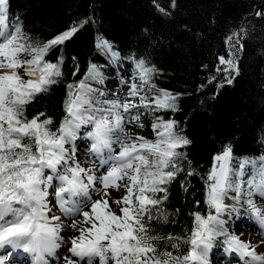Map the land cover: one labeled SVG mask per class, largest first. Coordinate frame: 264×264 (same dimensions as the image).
Returning a JSON list of instances; mask_svg holds the SVG:
<instances>
[{"label": "snow or ice", "instance_id": "obj_1", "mask_svg": "<svg viewBox=\"0 0 264 264\" xmlns=\"http://www.w3.org/2000/svg\"><path fill=\"white\" fill-rule=\"evenodd\" d=\"M10 12V0H0V264L17 251L30 254L31 264H49L48 257H55L65 244H70L65 264H94L97 258L100 264H210L218 241L226 254H237L241 264H264V252L256 250L259 245L226 227L233 214L239 219L243 211L264 228V204L256 201L257 196L264 200V154L234 158L232 145L226 144L213 157L212 167L200 175L181 151L190 139L177 130L178 122L171 116L158 115L178 111L180 94L156 89L152 83L156 69L144 59L135 62L136 76L125 96L109 98L93 87L92 82L102 84L104 77L100 67L90 63L80 80L66 85L65 115L55 129L43 112L29 119L26 106L63 77L62 57L55 62L46 57L55 56L89 21L36 42ZM239 35L233 33L227 43L235 47ZM96 47L112 58L118 56L103 37H97ZM242 48L240 44L237 50ZM235 55L230 51V58L219 57L224 67L216 69L229 73L228 84L232 73L239 74ZM78 72L76 65L73 75ZM145 113L154 116V140L128 130L129 125L143 128L140 118ZM82 129L83 138L90 141L86 159L94 167H83L76 156L75 142ZM181 173L200 176L204 182L206 212L190 213L192 227L184 236L162 235L152 222L169 223L162 205L168 186ZM109 189L125 194L113 198ZM69 227L78 235L65 240L61 233Z\"/></svg>", "mask_w": 264, "mask_h": 264}, {"label": "trees", "instance_id": "obj_2", "mask_svg": "<svg viewBox=\"0 0 264 264\" xmlns=\"http://www.w3.org/2000/svg\"><path fill=\"white\" fill-rule=\"evenodd\" d=\"M10 5V18L18 17L36 42L89 21L55 56L46 57L53 62L62 57L63 77L26 106L29 119L43 112L55 129L65 115L66 85L80 80L90 63L98 65L107 79L114 68L126 66L136 72L135 62L144 59L156 69L152 77L156 89L180 94L178 111L158 115L171 116L178 122L177 130L190 139L181 151L200 175L212 167L213 157L226 144L232 145L234 158L264 154V0H10ZM233 33L240 34L235 47L226 39ZM97 37L107 39L118 56L98 50ZM240 44L243 48L237 50ZM230 51L236 54L239 74L232 73L228 84L229 73L216 69L224 67L219 57L230 58ZM76 65L79 72L74 76ZM92 86L101 90L100 84ZM145 115L153 121L154 116ZM168 187L162 207L169 223L153 221L152 227L162 235L184 236L192 227L190 213L206 212L205 185L200 176L181 173Z\"/></svg>", "mask_w": 264, "mask_h": 264}, {"label": "rangeland", "instance_id": "obj_3", "mask_svg": "<svg viewBox=\"0 0 264 264\" xmlns=\"http://www.w3.org/2000/svg\"><path fill=\"white\" fill-rule=\"evenodd\" d=\"M136 72L134 70H132L130 67H120V68H114L110 71V74L108 76V79L106 80L105 78L103 79V83L100 84V88L102 91H105L106 96H108L109 98H111L114 94L115 95H119V96H125L126 92H127V88L129 86V84L133 81V79L135 78ZM137 83H139V81L137 80ZM141 122L144 124L143 128H137L135 127V125H129L128 126V130L131 131L134 135L138 134V135H142L144 137H146L147 139H152L154 134L151 131V120L147 115H143L140 118ZM83 131L84 129L81 130V138L77 139V142H75V147H76V156L77 159H79L81 161V165L83 167H94V165L91 163L90 160L86 159V157L88 156V148L90 145V141L83 138ZM88 144V148L84 145ZM78 151V152H77ZM102 172V170H97V175H100ZM121 182V183H125ZM109 192L111 194V196L113 198H119L121 196H123L125 193L123 190L117 191L116 189H109ZM98 196H93V199H98ZM256 201L257 204H264V200H262L260 197H256ZM111 204V200L109 201ZM114 210L116 209L115 205H112ZM85 211H87L88 209L85 208ZM54 211L56 212V215H60L62 217V219L64 220L65 224H70V220L65 218L63 216V213L60 212L58 209H54ZM227 219V217H225ZM76 220L80 221L82 220L81 216H76L75 217ZM248 220H252V222H255L254 219H251L247 216H245L243 214V211H241L240 214V218L237 219L236 215L233 214V216L228 219V223L226 224V227L229 229V231H234L236 233V235L240 236V238L242 240L245 241H250L253 242L252 244H256L255 242H257L259 240V242L261 240H264V235H262V233H264V228H261V226L259 224L254 225H250V222ZM249 234L251 236H249ZM254 234V235H253ZM62 236L65 237V240H68L69 237L78 235L77 232H75L73 229L66 228L62 233ZM256 238L257 241L255 239ZM252 238V239H251ZM222 239V238H221ZM70 246V244H65L62 245V247L60 249L57 250L56 252V256L53 258H49V264H61L63 262H65L64 257L68 256V247ZM216 248H219V250L223 251L222 247L219 246V241L217 243ZM215 249V247H214ZM257 252H263L264 251V246H258L257 247ZM216 252L217 249H216ZM214 250L212 251V253H210L211 258H210V264H212V260H215L217 258V254ZM0 253L3 255V251L0 250ZM224 253V252H223ZM14 255H19V256H24V253H19V251L17 253H14ZM7 260V261H6ZM53 260V261H52ZM5 264H12L8 262V258L5 259ZM18 264H31V257L25 259L24 261H22L21 263ZM94 264H100L99 259L97 258L94 261ZM109 264H111V262H109ZM221 264V263H219ZM232 264H241L240 260L236 259L232 262Z\"/></svg>", "mask_w": 264, "mask_h": 264}, {"label": "bare ground", "instance_id": "obj_4", "mask_svg": "<svg viewBox=\"0 0 264 264\" xmlns=\"http://www.w3.org/2000/svg\"><path fill=\"white\" fill-rule=\"evenodd\" d=\"M88 156H90V153H88ZM252 225L255 226L256 225L255 222H253ZM249 236H251V235L249 234ZM253 239H255L257 241L256 238L253 237ZM252 243L253 242H251V244ZM255 243L256 244H254V245H259L260 246L259 240L257 242H255ZM261 246H264V245H261ZM214 251L216 252V249H214ZM20 252L23 253L22 251H19V253ZM223 252L224 251H221V250L216 252V253H218L217 254V258L215 260H212V264H219V263H221V264H232V262L234 260H236V259L240 260V262H241V259H240V257L237 254H235V253L226 254L225 252L224 253ZM29 257H31L30 254H26V253H24V256H19V255H14L13 254L11 257L8 258V262L12 263V264H18V263H21L22 261H24L25 259H27ZM49 258H53V257H49ZM61 264H65V262H63Z\"/></svg>", "mask_w": 264, "mask_h": 264}]
</instances>
